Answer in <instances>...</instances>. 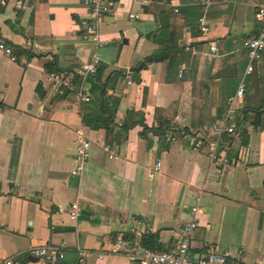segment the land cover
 I'll return each mask as SVG.
<instances>
[{
    "label": "crops",
    "instance_id": "1",
    "mask_svg": "<svg viewBox=\"0 0 264 264\" xmlns=\"http://www.w3.org/2000/svg\"><path fill=\"white\" fill-rule=\"evenodd\" d=\"M30 1L25 12L0 7V43L30 54L12 61L0 50V262L64 245L60 264H77L78 248L88 252L86 264H131L134 245L174 248L200 194L190 254L202 255L208 243L241 264H264V117L252 124L253 113L264 111V59L246 77L248 112L241 110L237 133L221 143L228 163L212 164L188 136L224 117L247 66L242 40L258 31L264 0H216L206 11V35L197 25L199 0H115L100 24L101 47L79 26L88 14L82 0ZM94 60L99 74L74 79L87 103L47 77L48 64L73 72ZM100 106L111 116L109 131L82 122ZM77 130L90 143L81 177L72 174ZM74 202L72 221L64 210ZM22 264L49 263L22 256Z\"/></svg>",
    "mask_w": 264,
    "mask_h": 264
},
{
    "label": "built area",
    "instance_id": "2",
    "mask_svg": "<svg viewBox=\"0 0 264 264\" xmlns=\"http://www.w3.org/2000/svg\"><path fill=\"white\" fill-rule=\"evenodd\" d=\"M88 8L87 17L79 22V26L84 33V37L90 40L96 47L104 45L100 41V24L105 17L110 16L115 7V0H82ZM216 0H199L198 5L201 9L202 15L197 19L199 32L206 35L209 32V27L206 21V11L215 4ZM12 6L13 9L19 12H25L32 8L30 0H0V7ZM177 12V10H175ZM130 19H138L135 14L129 15ZM256 21L259 23V29L255 35L242 40V49L247 56V66L239 80L235 92L227 98L226 112L222 120L216 125L212 126L208 131L189 134L193 138L192 150L199 151L205 147L207 150V157L210 162L216 166H223L228 163L227 157L221 151L222 138L224 136H233L237 133L240 112L244 107L245 91H246V77L253 72L254 64L264 59V3L256 7L255 12ZM0 50L6 55L10 56L12 61L15 57L12 55V50L0 43ZM217 52L216 44H211L209 47V57L215 58ZM98 62L94 60L91 63L84 64L73 72H50L47 77L53 87L57 90L67 91L72 93L75 98L81 103L90 101V97L86 94L82 84H77L75 77L81 80L95 76L97 74ZM185 72L183 69L181 74ZM179 128V127H178ZM175 127V130H178ZM175 137H168L167 141H173ZM90 157V143L84 137L81 130L76 131V149H75V168L72 174L81 177L87 161ZM160 167L157 164L154 170ZM200 194L194 197V204L190 208L191 220L187 222L178 236L176 237L174 248L168 251H155L148 248H140L137 245L131 248V264H241L240 260L230 257V255L218 249L211 244H205L203 247V254L194 257L190 254V244L193 232L198 227L197 214L200 211ZM64 212L67 213L70 220L75 221L79 216V206L76 202L72 203L70 207ZM122 245L121 239L115 245L113 250L117 253ZM78 261L77 264H86V257L88 252L83 249L76 251ZM22 256H30L36 259H42L49 264H60L65 258V246H44L32 247L26 253L18 254L12 257L5 258L0 264H22ZM103 255H99L102 258Z\"/></svg>",
    "mask_w": 264,
    "mask_h": 264
},
{
    "label": "trees",
    "instance_id": "3",
    "mask_svg": "<svg viewBox=\"0 0 264 264\" xmlns=\"http://www.w3.org/2000/svg\"><path fill=\"white\" fill-rule=\"evenodd\" d=\"M175 50L176 49H165L162 54L170 55L173 52H175ZM12 54L16 57L20 56V55H26V56L30 55L27 50L22 49V48L17 47V46L12 47ZM46 71L48 73L59 72V71L54 69L53 63L46 65ZM99 73H100V70L97 71V74H99ZM247 112H248L247 109L243 108L242 115L247 113ZM253 114H254V120H253L252 124L254 126H257V124H260L261 119L264 117V111L257 110V112H254ZM82 122H83L84 126H86V127H89L92 129L104 128V129H107V131H109V129L111 130V125L113 123L111 120L110 114H108L107 110H105L102 106L99 107V110H98L97 114H95V115H83L82 116ZM240 126H241V124H240ZM172 129L175 130V127ZM230 138H231L230 136H224L222 138V142H225V141L229 140Z\"/></svg>",
    "mask_w": 264,
    "mask_h": 264
},
{
    "label": "water",
    "instance_id": "4",
    "mask_svg": "<svg viewBox=\"0 0 264 264\" xmlns=\"http://www.w3.org/2000/svg\"><path fill=\"white\" fill-rule=\"evenodd\" d=\"M151 61V59H146L145 61H142L141 63H139V65H137L136 67H132L128 70V72L130 73H134V72H139L146 63H149ZM121 72H127L126 69H120Z\"/></svg>",
    "mask_w": 264,
    "mask_h": 264
}]
</instances>
